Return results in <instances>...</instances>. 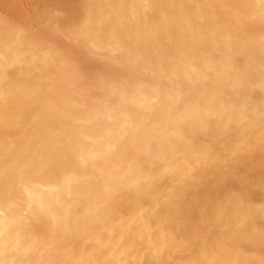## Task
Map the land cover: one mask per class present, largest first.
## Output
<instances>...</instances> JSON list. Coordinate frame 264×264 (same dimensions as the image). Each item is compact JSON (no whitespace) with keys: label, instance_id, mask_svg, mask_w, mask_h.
Masks as SVG:
<instances>
[{"label":"bare ground","instance_id":"bare-ground-1","mask_svg":"<svg viewBox=\"0 0 264 264\" xmlns=\"http://www.w3.org/2000/svg\"><path fill=\"white\" fill-rule=\"evenodd\" d=\"M177 2V0H84L82 12H77L75 26L71 29L72 37L97 39L105 46L111 41V33L116 29L122 45L131 53L139 50L145 37L149 35L146 29L148 26L144 28L145 12H154L158 17L163 15L174 17L177 24L169 27V30H166L167 34L164 27L162 28L163 24L160 30L156 29L157 44L155 46L165 47L166 51L173 54H170L175 57L173 64H178L175 69L177 80L184 90H188L187 94L183 93L180 96L177 88L169 83L164 86L152 84L149 88L140 89L125 106L121 103L124 108L108 109L106 107L107 109L100 115H96L97 111L94 112L96 108L93 109V106L88 104L77 107L79 109L70 110L69 97L60 105L57 104L65 111H71L59 120L56 113H59L61 109H57L55 113V106L48 99L41 94L35 96L40 90L50 89L52 100L55 94L56 96L61 94L62 97L67 98L64 91L69 80L56 68L57 65L54 66L51 63L49 65L41 61L39 54L34 53L36 50H31V47H11L9 43H6L7 40L3 41L4 36L1 37L3 40H0V118L7 124L6 126L20 123L24 135L22 136L21 133L16 138V146L10 152L3 147L0 150V264H231V259L226 258V253L231 250L226 249L222 242L223 236L226 238L233 236L232 229L226 231L228 225L233 226L240 235L247 237L252 247L257 249L264 246V228L253 229L248 221L252 209L244 205V208H238L236 211L232 205H229L226 214L221 212L222 208L214 209L215 214H222V223L225 220L229 222L224 224L226 227L216 228L206 235L208 239L206 240L208 243L205 242L206 247L200 240H193L192 233L182 227L184 213L177 209L175 201L184 194L188 196L190 189L197 185L202 169L199 170L196 158L186 162L188 156L186 157L185 153L190 146L197 149V152L200 149L199 143L197 144L196 140L192 141L191 135L201 127L203 122L208 123L215 131L219 132L222 129L225 111L221 108L219 94L222 91L223 78L230 69L217 60L219 57H228L227 40L224 34L227 30L221 31L222 33L218 36H212L211 25L208 23L199 25L200 23L195 21L193 16L194 10L190 9L192 11L190 12L186 8L188 6L184 9L189 11L188 14L185 13L188 16L186 19V16L180 12ZM207 2L209 1H204L202 5L205 6ZM248 10L249 7H244L242 11L247 13ZM219 20L225 26L227 25L223 13L219 15ZM188 23H194L196 28H188ZM168 38L171 39L170 45H167ZM214 41H217L216 45ZM59 49L56 50L60 51ZM145 49L141 67L152 71L158 60V53L152 47H145ZM188 49L195 51L194 65L184 60ZM2 50L8 51L10 57H4ZM53 53L50 55L52 56ZM125 66L127 67V62ZM205 71L210 74L211 82L208 90L206 89L205 98L201 100L200 85ZM257 79L256 76H252L255 87L260 89L261 83H259L260 80L257 82ZM132 85L135 84L132 83ZM103 94L105 95V92ZM240 94L236 89L230 94L234 102L233 112L236 122L242 119L239 103L243 96ZM263 109L262 96L252 104L246 124L257 119ZM95 118L101 122L98 123L99 125H105L103 131H99V128L94 130L83 126V121H94ZM31 124L36 126L35 131H32ZM220 141H222L221 138ZM40 144L44 148L40 149ZM53 144L56 145V150H51ZM226 146L227 150H230L235 145L229 141ZM135 152L141 155V162L133 160ZM19 169L23 170L21 176L17 172ZM213 181L215 182L214 179ZM214 182L210 181L209 184ZM226 187L224 188L227 189ZM119 198L128 204L126 208L130 212L123 216L121 221L115 222L107 213V206L110 201L121 200ZM254 200L256 201L255 198ZM254 211L259 214L258 208ZM22 215L30 219L31 225L26 231H19L18 224L15 222L17 217ZM62 236L72 237V246L59 240ZM238 263L244 264L243 257H240Z\"/></svg>","mask_w":264,"mask_h":264},{"label":"rangeland","instance_id":"rangeland-1","mask_svg":"<svg viewBox=\"0 0 264 264\" xmlns=\"http://www.w3.org/2000/svg\"><path fill=\"white\" fill-rule=\"evenodd\" d=\"M177 1H178L177 4H179V7H180V12L182 14H184V16H186L185 13L188 14L189 11L192 12L190 10V9H192V10H194L193 12H195V14L193 15L195 18V21L197 20L200 23L199 25H201V24L207 25V23L209 25H211L212 29H213V31H212L213 35L212 36H218V34L222 33L221 31L227 30V33H224V34L226 35V40H227L226 43L228 46V57L217 58V60L220 64L227 65L230 69L228 74L223 78L222 91L219 94V99L221 100V108L225 111V113H224L225 114V122L223 124L222 129L219 132L217 130L215 131L213 128H210L208 123L203 122L201 127L199 129H197L193 135H191V136H193L192 141L196 140L195 142H197V144L199 143L200 149H198V152H197V149L195 150V148L193 146H190L188 149V152L185 153L186 154L185 156L186 157L188 156L185 161L191 162L192 159L196 158L195 160L197 162V165L199 166V170H200V168H202V169L204 168V169L200 170L201 175L199 176V178L197 180V185L190 189L191 192L189 191L188 196L184 194L183 196H179V198L175 201V205L178 206L177 209L181 210L182 214L183 213L185 214V215L183 214L184 217H182V222H181L182 227L187 229L189 232L192 233V235L194 237L193 240H196V241L200 240V242L203 243L204 247H206V245H207L206 243H208V242H206V240H208L206 238V235L208 233L212 232L213 230H215L216 228L218 229V228L226 227L224 224H228V222H229L228 220H225L222 223V221H221L222 220L221 219L222 214H219V213L215 214L214 209H216V208H222L223 211H221V212L226 214L227 208L229 207V205H232L235 208L234 211H236V209H238V208H244V206L248 207V209H250V210L252 209V213H250V216L248 217V221H249L250 225L253 227V229L260 230V229L264 228V198H263L264 197V179H263L264 178V159H263L264 158V134H263L264 133L263 132L264 131V109L261 110L260 116L257 119H254L251 122H249L248 124H246L247 123L246 121L249 120L247 115L249 113V110H250L252 104L257 102L262 96L264 99V91H263L264 90V33H263L264 32V0H239V1H235V0H226V1L225 0H177ZM204 1H209V2H207L206 5L203 6L202 3ZM59 2H61V4ZM237 2L239 3V5ZM232 3H233L234 7L232 6ZM68 4H69V7H68ZM82 6H84V0H0V40L4 36V38H3L4 40L3 39L2 40L3 41L7 40L6 43L7 44L9 43V45L11 47H15V46H20L23 48L31 47V50L37 51V52L34 51V53L39 54L40 59H42L41 61L48 63L49 65H51V64L54 66L57 65L58 67L56 66V68L59 69V71L62 73V75L64 74L63 76L69 80V82H68L69 84L67 83L65 91H64L65 95L67 94L65 96L67 98L62 97L61 94H60L61 97H60V95L56 96V94H55V95H53L54 100H52V94L50 92V89H43V90H40L39 92H36L35 97H37L38 94H41V95H43V97L45 99H48L53 104V106H55V110H56V111L54 110L55 113L57 112V109H61V110H59V113L58 112L56 113V114H58L59 120H61L63 116H67L71 112L70 110L79 109L84 104H88L90 106H93V109L96 108L97 110L96 109L94 110V112L97 111L96 115H100V113L103 110H106L107 108L108 109L124 108L123 106H125L130 100H132L131 98H133L135 96V94L140 89L149 88L152 84L153 85L156 84L157 86H159V85L164 86V85H167V83H169L170 85L177 88V91H178L180 96L183 95V93H185V94L188 93V90L187 91H186V89L184 90L183 87L181 86V84L179 83V81L177 80L175 69H176V65H178V64H175V65L173 64V61L175 58L174 56H171L173 54L166 51L165 47L161 48V47L155 46L157 44V41H156L157 40V32L156 31L160 30L161 26L163 24L162 28L164 27L165 34H167L166 30H169V27H171L172 25L177 24L174 17H172L171 15H169V16L163 15V16L158 17V15H156V13H154V12L153 13L152 12L151 13L145 12L144 28H146L148 26L146 29L149 31V35L145 37L144 42L138 48L139 50H136L135 53H131L129 49L124 48V46L122 45L121 39L118 35L119 32L116 29H114L111 33V41L105 46L97 39H87V38L74 37V36L72 37L71 29L73 26H75V23H76L75 17H76L77 12H80V13L82 12L81 11L83 9ZM186 6H188V7H186ZM65 7H67V8L65 9ZM185 7L189 11L184 10ZM244 7H249V10L247 13H244L242 11ZM67 12H68V14H65ZM219 13L220 14L223 13V15L226 17V21H227L226 26L224 24H222L221 21L219 20V15H220ZM72 14H73V16H72ZM187 17L188 16H186V19H187ZM73 18H74V20H72ZM232 20H233V22H231ZM188 21L190 22V19ZM3 25L4 26L6 25L5 27H7V28H5ZM156 25H158V26H156ZM159 25H160V27H159ZM187 25H188V28H190V29H193V27L196 28V25L194 23H192V24L188 23ZM199 25H197L198 28H199ZM232 25H233V27H232ZM1 27H4V28L1 29ZM228 27L229 28L231 27L230 30ZM9 28L11 30H9ZM153 29H154V31H153ZM260 29L263 31H261ZM5 30H7V31H5ZM228 31H231L232 33L228 32ZM258 32H260L259 35H258ZM6 33H7V35H6ZM66 33H67V35H66ZM8 35H9V37H8ZM12 36H14V37H12ZM116 36H118V37H116ZM9 39H12V40H9ZM43 39H45V41ZM53 39H55L56 41ZM152 39L154 40V42ZM22 40H24V41H22ZM87 40L88 41L90 40V41L88 42ZM170 40H171L170 38L167 39V42L169 41V43L167 45H170ZM3 41H1V43H3ZM79 41H80V43H77ZM57 42H59L60 45ZM33 43H35V44H33ZM214 43L216 45L217 41L216 42L214 41ZM57 45H59V46H57ZM36 46H39V47H36ZM145 47L155 48L157 50L156 52L158 53L157 54L158 60H156V65H155L156 69L154 67V68H152V71L151 70L147 71L145 68L143 69L141 67V63L144 61V57H143L144 53L143 52L146 50ZM247 47H249V48H247ZM49 48H50V51H49ZM214 48H216V47H214ZM56 49H59L60 51H58ZM80 49H82L83 52L80 51ZM1 52H2V55L4 57H6V58L10 57L8 51L2 50ZM165 52H166V54H165ZM52 53H53V55L51 56L50 54H52ZM103 54H104V56H103ZM194 54H195V51L193 49H188L186 51V55L184 57V60L190 61L194 65V62H196L194 60V58H195ZM2 55H1V57H3ZM76 56H78L79 58ZM122 56H124V58H122ZM94 58H95V60H94ZM241 59L243 61H241ZM80 61H82V62H80ZM126 62H127L128 68L125 66ZM164 62H166V64H164ZM65 63H66V65H65ZM171 63H172V65H171ZM247 64H249V65H247ZM239 65H241V66H239ZM94 66H95V69H94ZM63 67H64V69H63ZM169 67H171V68H169ZM79 68H81V69H79ZM103 68L104 69L106 68V69L104 70ZM166 68H167V70H166ZM82 70L83 71L86 70V71L83 72ZM91 70H93V71H91ZM109 70H111V72ZM165 70H166V72H165ZM71 72H73V73H71ZM93 72L95 75L93 74ZM104 74H106V75H104ZM68 75H69V77H68ZM70 75H72V76H70ZM164 75H165V77H164ZM203 75H204V79L201 81V85H200V87H201L200 99L201 100H202V98H205V95H206L205 92H207L206 89L208 90V87H209L210 82H211L210 74H208L207 71H205ZM253 75L258 78L257 82L260 80V82H259V83H261L260 89L255 87V85H254L255 83L252 80ZM159 76H161V77H159ZM239 76H241V77H239ZM126 77H128V78H126ZM116 80H118V81H116ZM145 80H148V81H145ZM104 82H106V83H104ZM129 83L131 84V86ZM132 83L135 85H132ZM141 83L143 84V86ZM107 84H108V86H105ZM181 89H183V90H181ZM234 89H236L239 93H241L240 95L243 96V98L241 99V101L239 103V107L241 108V111H242V119L239 122H236L234 120V112H233L234 102H232V100H231L232 97L230 95L232 93V90H234ZM67 90H68V92H66ZM90 90L91 91L93 90V91L91 92ZM245 90H247V91H245ZM228 91H230V92H228ZM97 92H99V93H97ZM104 92H105L106 96L103 94ZM106 92H108V93H106ZM128 92H129V95H128ZM83 93H84V95H82ZM89 93L90 94L92 93L93 95L92 94L90 95ZM116 93H117V95H116ZM94 94H96V95H94ZM107 94H108V96H107ZM98 95H99V97L102 96V98L97 97ZM73 96H75L74 98H76V99H74ZM83 96H85V97H83ZM104 96H105V98H104ZM77 97L79 99L80 98L81 99L79 100ZM114 97H117L116 98L117 100ZM254 97H256V98H254ZM65 99H68V101H69V102L67 101L69 104V107L71 108L70 110H68L69 112L67 110L65 111V109H62V108H60V106H58ZM77 99L79 100V103H78ZM114 103H116V104H114ZM121 103L123 106L121 105ZM113 105L114 106L116 105V106L114 107ZM77 107H79V108H77ZM138 107H140V106H138ZM0 123H2V124H0V150H2L4 148L6 151L10 152V150H12L16 146V142H17L16 138H18V136L22 133L23 128H21L22 126L20 125V123H16L15 125L6 126L7 124L1 118H0ZM96 123L98 124L101 122H98L96 120V118L94 121L85 120V121H83V126L86 128H93L94 130L99 128V131H103L105 128V125L104 124L103 125L102 124L96 125ZM35 124L37 125L38 122L36 121ZM90 124H91V126H90ZM244 124H246V125H244ZM33 126L34 125L31 124V127H32L31 129H32V131H35L36 126H34V127ZM232 126H233V128H232ZM6 127H8V128H6ZM208 128H209V130H208ZM239 128H240V130H239ZM237 130H239V131H237ZM209 131H210V133H209ZM229 133H231V135ZM253 134H254V136H253ZM5 135H6V137H5ZM23 135H24V132L22 133V136ZM210 135H213V137L212 136L210 137ZM216 136H218V137H216ZM234 136H235V138H234ZM197 137H199V138H197ZM227 137H229V138H227ZM220 138L222 141H220ZM224 138H226L227 140L226 139L224 140ZM212 140H213V142H212ZM229 141L232 142V144H234L235 146L230 148V150H227L228 148H227L226 144ZM218 142H220V143H218ZM215 144H216V146H215ZM217 145L219 147H217ZM211 146H213V147H211ZM259 146H260V148H259ZM222 147H224V149ZM39 148L42 149V148H44V146L42 144H40ZM51 150H56V145L53 144L51 146ZM27 151L28 150H26V152ZM199 151H200V153H199ZM258 155H260V156H258ZM133 157H134L133 160L135 162H137V161L141 162L142 161V157L138 152L133 153ZM217 158H219V159H217ZM189 159H190V161H189ZM215 164L218 166H216ZM245 165L248 168L247 170H246ZM252 167H254V168H252ZM208 168H210L211 170H209ZM205 171H207V172H205ZM17 172H18L19 176H21L23 174L22 169H19ZM202 172H204V173H202ZM226 172H228V173H226ZM250 172H251V174H249ZM2 173H4V171ZM209 173H211V174H209ZM204 175H205V177H204ZM255 175H258V176H255ZM203 177H204V179H203ZM213 179L215 180V182L213 181ZM207 181H208V183H207ZM210 181H212L214 183L209 184ZM217 181H218V183H217ZM230 182L231 183L233 182V184H231ZM231 186H233V188H231ZM224 187H226L227 189H225ZM198 190H199L200 195L198 193ZM218 190L219 191L221 190L220 193ZM201 193L204 195L205 198L203 197V195ZM215 197H217V198L215 199ZM198 198L201 201L200 200L197 201ZM254 198L256 199V201L254 200ZM119 199H121V198H119ZM211 199H213V200L211 201ZM219 199H220V201H219ZM247 199H248V202H247ZM230 200H232V201H230ZM122 201H123L122 199L117 200V201L116 200L110 201L108 206H107V213L110 215L111 218L114 219L115 222L121 221L124 218L123 216H126L130 212V210L128 212V210H127L128 208H126L127 207L126 205H128V204L126 202H124V201L122 202ZM120 203H121V205H120ZM123 203H124V205H123ZM185 203H186V205H184ZM200 203H201V205H200ZM189 205H191L192 207ZM117 207H118V209H116ZM255 208H258L259 214L254 211ZM253 211H254V214H253ZM252 215H255V216L253 217ZM257 216H259V217L257 218ZM210 217H212V218H210ZM203 218H205V219H203ZM115 219H117V221ZM259 220L261 222H259ZM213 221H214V223H212ZM255 221H257L259 223L255 222ZM15 222H17V224H18L19 231H26L30 228V225H31L30 219H28L27 216H25V215L17 217ZM262 222H263V224H262ZM209 223H211L212 226ZM213 224H214V226H213ZM220 225H222V226H220ZM203 226H205L207 229ZM201 227H203L205 230ZM192 228H194V229H192ZM226 229H227L226 231H228V230L230 231L232 229V235H233L232 237L235 239L233 241L232 237L226 238L225 236H223L224 238L222 239V242H223V245L225 246V248L231 250V252L226 253V258L231 259V264H237L240 260V257H243L244 264H258V263L264 264V246H261V247L256 249V248L252 247L253 245L250 244L249 239L243 235H240V233H238V231H235L236 229L233 228V226L228 225ZM203 235H204V237H203ZM71 238L72 237H70V236H62L59 240H61L63 242L65 241L64 243L68 246H72L73 243H72ZM231 244H233V245H231ZM231 247H232V249H231ZM244 248H246V249L244 250ZM248 248L251 250H249ZM247 249H248V251H247ZM256 250H258V252ZM142 264H144V263H142Z\"/></svg>","mask_w":264,"mask_h":264}]
</instances>
